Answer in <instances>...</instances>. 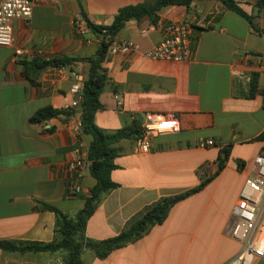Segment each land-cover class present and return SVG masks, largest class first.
I'll return each instance as SVG.
<instances>
[{
	"label": "crops",
	"instance_id": "crops-1",
	"mask_svg": "<svg viewBox=\"0 0 264 264\" xmlns=\"http://www.w3.org/2000/svg\"><path fill=\"white\" fill-rule=\"evenodd\" d=\"M33 1L32 19L13 23L14 48L41 51L42 56L15 60L14 48L0 47V240L50 244L56 215L36 208L45 204L75 217L97 184L87 166L82 194L67 195L66 165L78 147L89 151L92 142L71 130L80 119L82 101L71 89L83 88L90 65L44 67L32 84L22 64L94 57L101 38L82 14L95 26L109 27L122 8L153 0ZM234 1L264 31L260 0ZM158 15L156 25L148 19L130 21L117 35V41H132L138 50L106 55L102 68L108 81L100 95L104 108L95 121L101 129L117 131L133 123L142 126L153 113L177 118L180 130L155 137L147 155L138 153L135 140L118 144L121 153L111 174L118 187L102 199L87 223L86 237H116L150 205L200 185L206 167L226 159L225 168L204 190L177 204L163 225L105 260L86 251L85 264H227L241 249L230 230L245 180L256 157L264 154V141L258 140L264 134V34L218 0L197 1L190 9L171 6ZM79 18L86 22L84 34L75 30ZM182 19L193 23L191 60L147 57L163 39V26ZM254 77L257 90L251 97ZM76 100L78 107L70 108ZM46 108L69 115L32 123L33 115ZM203 141L213 146L200 147ZM17 256L0 251V264H16Z\"/></svg>",
	"mask_w": 264,
	"mask_h": 264
},
{
	"label": "trees",
	"instance_id": "trees-1",
	"mask_svg": "<svg viewBox=\"0 0 264 264\" xmlns=\"http://www.w3.org/2000/svg\"><path fill=\"white\" fill-rule=\"evenodd\" d=\"M197 1L202 0H153L136 6L125 7L118 12L113 24L109 27L95 26L82 14L88 27L101 38V47L94 57L23 62V75L32 84L35 83V79L40 75V70L44 67L62 68L81 62L90 65L88 78L83 86L82 101L78 112L82 122L83 134L92 138L88 151L89 171L97 184L90 191V195L84 198L85 206L75 217H70L58 209L45 204H40L36 208V210L49 211L56 215L55 239L52 243L43 244L0 240V251L4 254H17L21 256L60 253L64 255L63 264H85L83 255L86 251H89L97 259L105 260L114 251L138 242L149 234L154 227L163 225L177 204L204 190L210 182L221 174L225 168L226 159H219L214 164V167H206L204 169L205 176H202L201 183L197 187L178 195L164 197L144 209L128 222L125 229L118 236L103 241H94L86 237L87 223L94 215L102 199L118 187L111 179L112 171L116 169L114 160L121 153L118 144L123 140L137 141L142 130V126L138 123H133L117 131L101 129L96 125V113L104 108L100 102V95L108 81V77L106 71L102 68V63L105 61L108 49L128 22H140L148 19L151 24L156 25L159 21L158 14L162 9L171 6H183L190 9ZM218 1L227 10L246 19L256 33L264 34V31L254 24L253 17L245 13L234 0ZM259 3L260 5H264V0H260ZM256 90L257 81L254 77L250 84L251 97L255 96ZM64 114L69 115V113L63 111L46 108L35 113L31 118V122L42 123ZM258 140L264 141V134ZM224 153L229 156V150H226ZM242 168V165H240V169Z\"/></svg>",
	"mask_w": 264,
	"mask_h": 264
},
{
	"label": "built area",
	"instance_id": "built-area-1",
	"mask_svg": "<svg viewBox=\"0 0 264 264\" xmlns=\"http://www.w3.org/2000/svg\"><path fill=\"white\" fill-rule=\"evenodd\" d=\"M34 5L33 0H0V47L14 48L13 23L30 21ZM197 19L198 15H195L194 21ZM85 23L83 18L76 20L75 30L78 34H84ZM193 44V23L182 19L163 26V39L149 50L146 56L155 60L189 61L194 52ZM136 50L138 46L132 41L114 40L108 49L107 56L126 54ZM33 55L41 57L42 52L14 48L15 60L26 59ZM71 90L75 95L82 97L83 88L80 85H74ZM78 105L76 100L70 108H76ZM71 130L78 136L83 134L81 119L72 122ZM179 130L177 118L147 114L137 140L138 153L149 154L155 137L174 134ZM199 146L203 148L213 146V142L203 141ZM88 154V150L78 147L74 158L66 165L68 197L82 194L80 180L82 172L89 166ZM233 218L230 236L241 245V249L227 264H255L257 260H264V154L258 155L255 159L251 173L247 176L240 198L233 209Z\"/></svg>",
	"mask_w": 264,
	"mask_h": 264
},
{
	"label": "rangeland",
	"instance_id": "rangeland-1",
	"mask_svg": "<svg viewBox=\"0 0 264 264\" xmlns=\"http://www.w3.org/2000/svg\"><path fill=\"white\" fill-rule=\"evenodd\" d=\"M64 255L57 254H41L40 256H36L33 258L28 257V255L21 256L18 255L16 260V264H63Z\"/></svg>",
	"mask_w": 264,
	"mask_h": 264
}]
</instances>
